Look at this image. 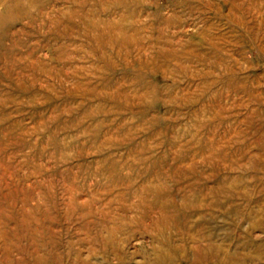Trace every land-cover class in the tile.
<instances>
[{"label": "rangeland", "instance_id": "obj_1", "mask_svg": "<svg viewBox=\"0 0 264 264\" xmlns=\"http://www.w3.org/2000/svg\"><path fill=\"white\" fill-rule=\"evenodd\" d=\"M0 264H264V0H0Z\"/></svg>", "mask_w": 264, "mask_h": 264}]
</instances>
